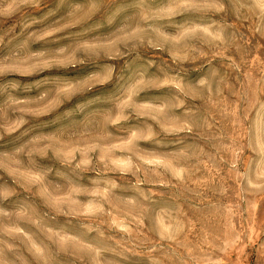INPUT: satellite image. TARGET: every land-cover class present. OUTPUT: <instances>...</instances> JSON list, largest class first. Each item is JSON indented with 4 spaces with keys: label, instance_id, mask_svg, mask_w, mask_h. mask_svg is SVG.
Wrapping results in <instances>:
<instances>
[{
    "label": "rangeland",
    "instance_id": "374dc122",
    "mask_svg": "<svg viewBox=\"0 0 264 264\" xmlns=\"http://www.w3.org/2000/svg\"><path fill=\"white\" fill-rule=\"evenodd\" d=\"M0 264H264V0H0Z\"/></svg>",
    "mask_w": 264,
    "mask_h": 264
}]
</instances>
